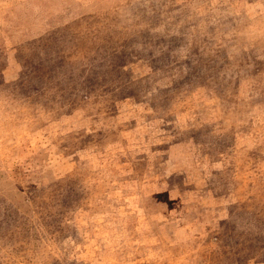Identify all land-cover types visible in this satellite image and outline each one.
I'll use <instances>...</instances> for the list:
<instances>
[{"label":"rangeland","instance_id":"374dc122","mask_svg":"<svg viewBox=\"0 0 264 264\" xmlns=\"http://www.w3.org/2000/svg\"><path fill=\"white\" fill-rule=\"evenodd\" d=\"M0 264H264V0H0Z\"/></svg>","mask_w":264,"mask_h":264}]
</instances>
